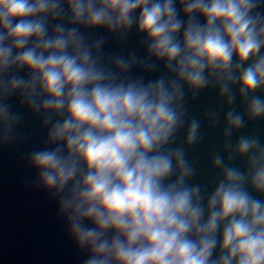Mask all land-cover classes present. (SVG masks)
I'll return each mask as SVG.
<instances>
[{
  "label": "clouds",
  "instance_id": "9594fccd",
  "mask_svg": "<svg viewBox=\"0 0 264 264\" xmlns=\"http://www.w3.org/2000/svg\"><path fill=\"white\" fill-rule=\"evenodd\" d=\"M206 90L222 117H189ZM25 113L31 186L82 264H264V138L242 133L264 121V0H0V148ZM202 123H222L211 187Z\"/></svg>",
  "mask_w": 264,
  "mask_h": 264
},
{
  "label": "water",
  "instance_id": "95a60500",
  "mask_svg": "<svg viewBox=\"0 0 264 264\" xmlns=\"http://www.w3.org/2000/svg\"><path fill=\"white\" fill-rule=\"evenodd\" d=\"M138 43L133 34L127 48L135 49ZM115 47L110 42L109 49ZM210 107L220 109L222 117L223 105L214 90H206L189 101V117L203 120ZM201 131L203 140L187 154L197 169L193 182L211 187L217 175L211 169V156L221 148L222 123L214 130L202 123ZM242 133L264 138V121L246 125ZM20 135L21 143L0 148V264H82V255L69 239L64 221L57 216L56 202L31 186L34 173L27 165V153L43 144L46 133L37 120L25 113ZM183 139V132L178 133L176 143L182 144ZM235 163L242 166V162Z\"/></svg>",
  "mask_w": 264,
  "mask_h": 264
}]
</instances>
